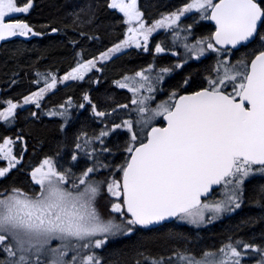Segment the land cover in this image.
Segmentation results:
<instances>
[{"label":"snow or ice","instance_id":"obj_1","mask_svg":"<svg viewBox=\"0 0 264 264\" xmlns=\"http://www.w3.org/2000/svg\"><path fill=\"white\" fill-rule=\"evenodd\" d=\"M32 4L0 0V40L41 35L26 20L13 18L28 13ZM108 7L123 16V39L98 57L84 59L83 51L77 53L75 66L62 77L37 71L36 90L22 97L23 105L5 101L0 121L13 126L18 107L33 104L40 109L59 83L83 81L85 73L102 70L98 63L125 49L149 51L150 37L159 29L170 33L171 44L157 42L154 52H171L177 62L157 66L154 57L146 67L115 81L131 98L109 110L99 109L85 93L83 100L99 129L82 126L67 155L57 151L33 166V191L15 185L0 188V264H105L100 253L117 237L151 233L174 221L199 229L234 213L245 200L247 183L264 173V0H189L151 23L138 0H109ZM185 14L193 15V23L182 27ZM196 16L214 22V31L193 38ZM249 44L255 47L233 59V49ZM177 47L184 49L182 55ZM209 53L215 54L214 63L204 69L196 90L177 86L165 93V78L175 68ZM158 95L165 98L158 100ZM72 108L73 97L67 96L46 114L62 118L64 130ZM119 135L127 137L125 155L115 164L108 160L114 151L109 144ZM23 140L22 135L3 138L0 157L6 165L0 166V178L6 179L23 159L22 152H15L16 142ZM105 193L107 215L98 206ZM167 239L176 241L167 252L153 251L151 237L141 239L130 264H244L249 252L258 253L257 264H264V242L238 235L230 234L212 248H197L198 241L173 230Z\"/></svg>","mask_w":264,"mask_h":264},{"label":"trees","instance_id":"obj_2","mask_svg":"<svg viewBox=\"0 0 264 264\" xmlns=\"http://www.w3.org/2000/svg\"><path fill=\"white\" fill-rule=\"evenodd\" d=\"M187 1L189 0H138L148 22L159 19L163 12L181 7ZM24 2L25 0H18L20 4ZM108 2L109 0H33L28 13L13 16L26 20L33 27L34 33L41 35L10 37L0 42V111L7 106L5 101L8 99L20 102L24 95L36 90L34 81L37 71L51 70L62 77L75 66L77 53L83 51L84 59L98 57L101 52L122 39L126 29L123 16L117 10L109 8ZM52 28H57L58 31L53 32ZM206 29V26H200L196 30L201 33ZM254 47V44H249L247 48L241 47L233 51V59L241 58ZM148 60L149 56L139 52H125L104 64L99 63L98 68L102 70L93 69L86 74L83 81L68 82L67 87L58 84L57 88L45 97L40 109L34 105L17 109L13 126L9 127L0 122V143L6 136L24 137L22 142L17 141L15 145V152H22L23 159L6 179L0 178V188L15 185L26 191H33L34 185L30 178L33 166L45 155H53L57 151L67 155L72 150L74 135L82 126L89 131L93 128L98 130L101 126L99 121L94 119L90 106L83 100V95L87 93L92 103L101 110L128 103L130 92L121 89L115 81L121 80L125 74L146 67ZM158 61L166 64L167 58L161 57ZM208 66L210 61L207 59L198 64H188L182 72L165 83V90L171 91L179 86L184 77L190 78L187 90H196L202 84L204 69ZM67 96L73 97V108L70 109L72 115L69 124L62 130V118L50 117L46 110L63 103ZM81 103L85 105L84 108L77 107ZM32 112H37V116L33 117ZM126 139L124 135L111 137L109 146L113 147L114 151L108 160L115 164L122 162L125 155L122 146ZM83 164L82 160L81 165ZM5 165L6 161L0 157V166ZM260 189V184L256 181L248 182L242 209L221 223L201 230L167 224L151 233H138L131 238L117 237L100 254L105 257V264H130L137 243L146 236L155 241L151 245L153 251L167 252L176 243L167 239L169 230L192 237L198 241L197 248L218 247L230 234L258 244L264 242V200L261 199ZM35 191H39L38 186H35ZM102 198L104 199L105 195ZM108 199L106 197L105 200L106 215L109 212Z\"/></svg>","mask_w":264,"mask_h":264},{"label":"flooded vegetation","instance_id":"obj_3","mask_svg":"<svg viewBox=\"0 0 264 264\" xmlns=\"http://www.w3.org/2000/svg\"><path fill=\"white\" fill-rule=\"evenodd\" d=\"M187 2H189V1H187ZM179 8L180 7H175L172 10H168V11L163 12V14H165L167 12L175 11V10H177ZM195 18L198 20V23H195L193 25V29H192L193 38H198L200 36H205V35H208L211 31H214V27H213V25L210 24L209 20H200L198 16H196ZM149 23H151V22H149ZM191 23H193V15L192 14H185V16L181 18V26L182 27L184 25L191 24ZM125 26L127 27L126 24H125ZM200 26H206L207 27L206 31L205 32H201V33L198 32L196 29L198 27H200ZM125 31H126V29L123 32L122 39L124 37ZM157 42H163L165 44H171V35H170V33L167 30H165V29H159V30H157V32L153 33V35H152V37H150V41H149L150 50L147 51V52L143 51L142 49H136L134 46H132L131 48H128V50L123 51V53L128 52V51H134V52H139L141 54H144L145 56H149V60H148L147 64L152 63L153 59L155 57L157 66H172V65H174L177 62V57L175 55H173L171 52L162 53V54H156L154 52L155 43H157ZM176 51L179 52L182 55L183 52H184V49L182 47H177ZM119 55H121V54H119ZM161 57H166L167 58L166 64H163V63L158 61V59L161 58ZM206 59L209 60L210 61V65H212L214 63V60H215V54L214 53L206 54V58H201L200 61H196L195 58H193V59L189 60L188 63L186 65H184L183 67L175 68L174 71L165 78V82L163 84V88H164L165 83L170 78H172L176 74L182 72L183 69L188 64H190V63L198 64L201 61L206 60ZM147 64H146V66H147ZM186 78H189V77H184V79L181 81V84L179 85L182 89L183 88H188V85L190 84V79H189V84L188 85H184L183 84V81ZM202 81H203V78H202ZM164 91H165V93L168 92V90L166 91L165 88H164ZM164 98H165L164 95H158V97H157L158 100L164 99ZM263 174L264 173H257V174H255L254 178H252L250 180V181H256L257 184H260V188H261L260 192H262V193H264V175ZM243 204H244V202L242 203L241 207L239 209H237L234 213L227 214L224 217H222V218H220V219H218L216 221H213V222L209 223L208 225L203 226L202 228H199V229L194 228V226L189 225L186 222L174 221V222L169 223V224H172L173 226H177V227H186V228H192V229H196V230H201V229L216 225L218 223H221L226 218L234 216L236 213H238L242 209ZM253 253L256 254L259 258H261L260 255L258 253H256V252H252L251 255H253ZM253 263L257 264L256 261H248L245 264H253Z\"/></svg>","mask_w":264,"mask_h":264},{"label":"rangeland","instance_id":"obj_4","mask_svg":"<svg viewBox=\"0 0 264 264\" xmlns=\"http://www.w3.org/2000/svg\"><path fill=\"white\" fill-rule=\"evenodd\" d=\"M18 15H20V14H15L14 16H18ZM126 50H128V49H125V50H123V51H126ZM118 55V54H117ZM104 62H107V61H104ZM104 62H100V63H104ZM99 64V63H98ZM86 74L87 73H85V76H86ZM64 83H68V82H64ZM64 83H59L60 85H64ZM41 86H43V85H41ZM21 105H23V100H21L20 102H19ZM30 105H33V104H29V105H24L23 106V108H26V107H28V106H30ZM23 108H20V107H18L17 109H23ZM0 122H2V121H0ZM264 175V174H263ZM106 197H107V194H105V198L103 199V198H101L100 200H99V208H100V210L106 215V206H107V202L105 201L106 200ZM202 228V227H201ZM252 254V252H250L249 253V255L245 258V262H244V264L246 263V262H248V261H256V263H257V261L258 260H260V258L256 255V254H254L253 253V255H251ZM254 264V263H253Z\"/></svg>","mask_w":264,"mask_h":264},{"label":"water","instance_id":"obj_5","mask_svg":"<svg viewBox=\"0 0 264 264\" xmlns=\"http://www.w3.org/2000/svg\"><path fill=\"white\" fill-rule=\"evenodd\" d=\"M209 22H210V24L213 25V27H214V22H212V21H209ZM1 41H3V40H0V42H1ZM239 48H241V47L238 46L236 49H233V51H236V50H238ZM167 224H168V223H167Z\"/></svg>","mask_w":264,"mask_h":264}]
</instances>
